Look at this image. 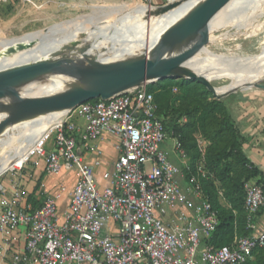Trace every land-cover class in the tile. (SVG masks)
I'll return each instance as SVG.
<instances>
[{
	"label": "built area",
	"instance_id": "1",
	"mask_svg": "<svg viewBox=\"0 0 264 264\" xmlns=\"http://www.w3.org/2000/svg\"><path fill=\"white\" fill-rule=\"evenodd\" d=\"M177 1L143 0L150 6ZM147 84L61 111L36 136L20 166L11 167L21 170L29 161L37 166L42 159L47 174L73 177L70 190L59 184L36 209L0 197V232L26 228L24 249H12L11 264H244L255 250H264V229L249 233L264 208V191L251 180L243 185L248 233L226 246L207 242L219 219L203 193L204 164L198 162L186 178L168 160L160 148L168 134ZM104 135L115 139L117 156L108 183L99 186L94 167L100 162L86 154L96 152L91 143ZM171 138L182 158L181 142ZM65 193L69 201L61 216L58 201ZM13 194L20 195L17 187Z\"/></svg>",
	"mask_w": 264,
	"mask_h": 264
},
{
	"label": "rangeland",
	"instance_id": "2",
	"mask_svg": "<svg viewBox=\"0 0 264 264\" xmlns=\"http://www.w3.org/2000/svg\"><path fill=\"white\" fill-rule=\"evenodd\" d=\"M38 3V8L35 7L31 3H27V1L22 0H14V2H10L8 4H3L1 9L4 11H0V64L5 61L20 59L21 61L32 60L38 57L51 56L50 60L57 59L65 56H69L71 54H85L90 52V48L92 47L91 43L82 42L77 37H69L65 42V44H69L67 48L61 49L59 47L62 44V38L65 36L63 32H70L74 29L80 27H91L94 26L90 34L93 32V35L98 36V38H102L104 40L111 39L116 33V28L114 27V23L112 20L116 19L115 17L122 15V13L127 14V10L131 8L130 6L134 5L137 2H143V0H36ZM43 2V3H42ZM164 4H157L152 6H162ZM4 6V7H3ZM122 17V16H120ZM126 17V15L124 16ZM73 20V24L68 22L65 29L57 30V35H52L50 32V36L46 41H42L41 38H33L31 40H20L17 43L11 45L9 43L15 38L19 37H27L30 35H34L39 33L43 29L47 27H54L56 25L64 24L66 21ZM101 21V22H100ZM100 22V24H99ZM257 22H264V13L257 20H255V24ZM72 23V22H71ZM108 28V29H107ZM85 30V29H84ZM105 30V31H104ZM62 32V33H61ZM114 32V34H113ZM83 33V29L81 34ZM226 34L228 36L227 39L222 41L216 40L213 44H210V48L215 53L220 52H229L234 51L235 56L242 57V55H252L259 51L260 43L264 37V27L262 31H260L256 36L247 37L245 31H235L231 27L221 28L217 30L209 31V37H216L218 35ZM108 35V36H107ZM241 35V36H240ZM60 36V37H59ZM111 37V38H110ZM38 39V40H37ZM57 41H59L60 45H57ZM223 42V43H222ZM78 43V44H77ZM224 44V45H223ZM45 45V46H44ZM51 48H50V47ZM71 46V47H70ZM80 47V48H79ZM102 47V44L100 45ZM229 47V48H228ZM58 48V49H57ZM56 49V50H55ZM55 51L53 55L52 53ZM32 52V53H31ZM58 53V54H57ZM63 53L64 55H62ZM24 54V55H23ZM51 54V55H50ZM56 54V55H55ZM202 55V54H201ZM12 56V57H11ZM7 58V59H6ZM206 78H211V74H203ZM47 78L44 77L40 79L33 85H39V83L45 81ZM186 78H174L170 83L169 88V97L171 101V107L174 103V106L178 105L180 102L181 96H184L185 91L182 89L178 83L180 79ZM264 82V78H261ZM192 80V79H190ZM194 81V80H193ZM188 83V86H194V82ZM199 83V82H198ZM228 83V79L220 78V79H212L210 81V86L213 88L225 85ZM200 85L197 88L196 95H198L199 103L201 105L216 103V99H224L229 104L230 113L234 120H238L240 116H244L246 112V104L250 102H259L264 100V90L257 88L254 86L255 81L249 83L247 86L237 87L235 89L229 90L223 96H215L210 88V86ZM83 85L81 81L78 82L77 87ZM28 86V85H27ZM0 105L10 106L11 99L10 98H1ZM170 110V109H169ZM169 110L166 111L167 115L165 116V120L169 121L171 114ZM214 113V112H213ZM212 113H210L209 117H211ZM45 115H42V117ZM206 114L201 116L202 119L206 118ZM220 116V112L216 114V117ZM41 115L38 116L39 119L42 118ZM186 120H180V124L183 125L187 120L188 123L194 120L193 117L189 115H185ZM1 121V119H0ZM78 124H84L83 118L75 119ZM8 126V128H7ZM10 126V127H9ZM17 126L12 123H8L4 129L0 130V163L5 158L13 157L18 149L23 145L24 142L30 137V133L25 131L24 134L19 135L15 140H7L3 141L4 137L7 135H11L12 138L16 136ZM6 128V129H5ZM15 130V131H14ZM9 132V133H8ZM192 137L194 138L196 144V150L190 151L187 153L183 147V151L185 155L181 158L178 156V153L173 149V135L169 134L165 137L163 142L160 144V148L165 152L168 160L182 169L183 175L184 169L188 168L192 161L204 162L206 149L211 144V140L206 137V133L204 131V127H198L194 129L192 132ZM113 142H110L102 150L100 149V158L104 159V163L101 166V173L95 176L97 177V182L99 186H105L109 181V175L112 172V167L114 164V160H111V157H108L105 153L109 154L116 153V149L114 147L115 139H112ZM104 154L107 156V159L104 158ZM186 162L185 165H183ZM13 166V165H12ZM17 166V165H15ZM10 168V167H9ZM15 169L11 168L9 171H14ZM6 171V170H4ZM3 171V172H4ZM6 171V172H7ZM97 172V171H96ZM180 184L183 182L182 177L177 176ZM73 183V177L68 178V184L71 186ZM63 197V196H62ZM218 201L225 208H229V205L223 200L222 195L219 194ZM59 211H63V202L62 198L58 201Z\"/></svg>",
	"mask_w": 264,
	"mask_h": 264
},
{
	"label": "bare ground",
	"instance_id": "3",
	"mask_svg": "<svg viewBox=\"0 0 264 264\" xmlns=\"http://www.w3.org/2000/svg\"><path fill=\"white\" fill-rule=\"evenodd\" d=\"M193 1L194 0H187L181 5L165 12H162L160 7L137 2L130 6L131 8L127 10V14L122 13V15H120L122 17L117 16L115 17L116 19L111 21L116 28V33L114 34L113 32L114 36L112 38L110 37L111 39L104 40L101 37L98 38V36L96 38V36L93 35L94 31L90 34V32L95 29L94 26L89 28L82 26L70 32H61L62 34L65 33V36L62 38V44L60 45L59 41H57V45H60L59 47L65 45V47L61 49L67 48L69 45L65 44V42L68 41L67 39L69 37H77V35L80 34L76 39L93 44L90 53L103 61L123 60L142 56L150 57L154 50L158 53L165 48V40L170 38L178 25L186 24L191 21L190 16L184 17L183 14ZM263 13L264 0H231L212 19L209 31L231 27L238 32L245 31L247 37L256 36L262 31L264 22H257L255 24V20L263 15ZM125 15L126 17H124ZM68 22L73 24V20H69L64 24L61 23V25L52 26V35H57L60 30L69 26L67 25ZM56 29H59V31L57 32ZM82 29L83 33L81 34ZM32 36L46 41L50 36V32L46 34L40 31L34 35L18 39L25 40ZM227 38L228 36L226 34L209 37L205 46L186 63L189 68L199 73L211 74L212 76L210 77L215 80L220 78L228 79V83L215 88L217 93H225L239 86H244L245 88L249 83L264 78V37L257 53L252 55L241 54L242 57L233 55L235 54L234 51H229L227 53L222 51L217 54L209 47L210 44H213L216 40L222 41ZM14 40L9 43H11V45L14 44ZM151 43L157 44L151 47ZM101 44L102 47H100ZM55 52H53L52 55ZM61 54L64 55L63 53ZM25 61L26 60L21 61L20 59H15L14 61L11 59L10 61L4 60L0 64V69L1 71H5ZM33 84L34 83L28 86L26 85L23 88L24 93L28 95L48 94L60 89L73 87L76 81L60 75H49L46 80L39 83V85ZM12 113L13 110L0 105V119L11 116ZM59 114L61 113L51 112L38 114L20 121L17 126L18 131L16 132L15 138L14 136L12 138L11 134L4 137L3 141L15 140L19 135L24 134L25 131L30 133V137L23 143L13 157L3 159L0 163V173L4 170H8L9 167L11 168L21 164L27 153L28 147L34 143L36 136L43 131L47 125L52 123ZM39 115H41V117L42 115L45 116L39 119Z\"/></svg>",
	"mask_w": 264,
	"mask_h": 264
},
{
	"label": "water",
	"instance_id": "4",
	"mask_svg": "<svg viewBox=\"0 0 264 264\" xmlns=\"http://www.w3.org/2000/svg\"><path fill=\"white\" fill-rule=\"evenodd\" d=\"M185 1L187 0H178L157 7L165 12ZM229 1L231 0H194L183 14L184 17L190 16L191 21L178 25L170 38L165 40V48L158 53L154 50L150 57L103 61L87 52L52 60L51 56L36 57L8 70L0 69V99H11L10 106H1L13 110L11 116L1 119L0 130L8 123L18 125L20 121L34 115L61 112L93 99H107L156 80L186 77L210 86L213 78H206L202 73L189 68L186 63L205 46L212 19ZM42 32H51V27L43 29ZM33 38L28 37L27 40ZM20 40L22 39L14 40L13 43ZM156 44L151 43V47ZM49 75L68 77L75 80L76 84L48 94L24 93L23 88L26 85ZM79 81L83 85L77 87ZM254 86L264 90L263 80L255 81ZM210 88L215 96H223L228 92L217 93L215 88Z\"/></svg>",
	"mask_w": 264,
	"mask_h": 264
},
{
	"label": "trees",
	"instance_id": "5",
	"mask_svg": "<svg viewBox=\"0 0 264 264\" xmlns=\"http://www.w3.org/2000/svg\"><path fill=\"white\" fill-rule=\"evenodd\" d=\"M174 78L156 80L147 84L148 91L153 92L157 104V115L163 121L167 134L177 137L183 149L190 153L196 150V144L192 137V131L198 127H204L206 137L211 144L206 149L204 168L207 177L202 179V187L205 198L212 204L218 213L219 223L207 240L216 247L230 245L234 237L247 234L245 229L244 182L260 175L258 168L246 156L243 145L245 137L241 134L237 122L233 119L229 104L224 99H216V103L201 105L196 92L200 85L197 81L182 78L178 85L184 89L179 104L171 107L169 86ZM194 82V86L188 83ZM93 99L90 101H95ZM170 109V110H169ZM169 110L171 117L165 120L166 111ZM214 112V113H213ZM217 112L220 116L216 117ZM212 113L211 117H209ZM206 114V118L201 116ZM189 115L194 120H188L181 125L180 120ZM196 171V161H192L188 168L184 169L185 177L188 178ZM264 191V184L258 180ZM40 182L37 184V189ZM219 194L229 205L225 208L218 201ZM260 212V211H259Z\"/></svg>",
	"mask_w": 264,
	"mask_h": 264
},
{
	"label": "crops",
	"instance_id": "6",
	"mask_svg": "<svg viewBox=\"0 0 264 264\" xmlns=\"http://www.w3.org/2000/svg\"><path fill=\"white\" fill-rule=\"evenodd\" d=\"M22 1L25 2L26 0ZM32 1L33 5L38 8V2L36 0ZM10 2H14V0H0V7H2L3 4H8ZM27 3L30 2L27 1ZM0 11L4 10L0 8ZM245 107V115L240 116L238 120L235 121L240 128L241 134L245 137V143L243 145L244 152L249 160L260 171L259 176L250 180L257 184H259L258 180H261V183L264 184V100L247 103ZM112 139L111 136L104 135L103 138L92 142L91 145L93 146L94 151L97 152L109 145L110 142H113ZM96 152L86 154V158L88 160H99L100 164L94 167V173L99 175L101 173V166L104 163V159L100 158V154L98 155ZM103 153L107 156L109 155L108 157H111V160L115 159L117 156V150L113 155L107 152ZM105 154L103 157L107 159ZM185 164L186 162L183 165ZM44 165V160L42 159L38 160L37 166L29 161L24 164L21 170L2 173L0 175V197L4 196L9 201H13L17 207L31 210L38 208L44 197L47 194L54 192L59 184L66 183L68 190L72 188V185L69 186L68 184V178L71 177V174L63 172L58 175H49L46 173ZM17 166H20V164ZM39 182V187L35 189ZM182 185H185V181L182 182ZM259 185L261 186V184ZM16 187L20 191L18 197H15L13 194ZM68 201V193H65L62 197L64 209L68 204ZM58 212L62 216L63 211H59V206ZM255 224L256 228L249 233H255L264 229V208H262L256 215ZM11 236H15L16 239L13 242L8 243L6 239ZM239 236L241 235L237 234L234 239ZM25 242L26 228L23 226L17 227L13 232L8 234L0 232V264H11L12 249L17 248L18 250H23ZM33 264L40 263L34 262ZM244 264H264V250H255L252 258Z\"/></svg>",
	"mask_w": 264,
	"mask_h": 264
}]
</instances>
